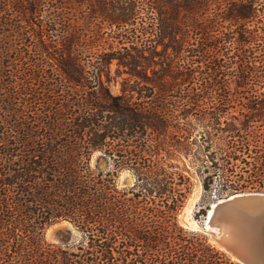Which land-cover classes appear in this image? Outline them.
Returning <instances> with one entry per match:
<instances>
[{
  "label": "trees",
  "instance_id": "obj_1",
  "mask_svg": "<svg viewBox=\"0 0 264 264\" xmlns=\"http://www.w3.org/2000/svg\"><path fill=\"white\" fill-rule=\"evenodd\" d=\"M108 2L143 26L94 58L68 0H0V264H238L178 216L195 174L264 190V0ZM115 58L135 77L118 95ZM60 220L83 239L48 243Z\"/></svg>",
  "mask_w": 264,
  "mask_h": 264
},
{
  "label": "rangeland",
  "instance_id": "obj_2",
  "mask_svg": "<svg viewBox=\"0 0 264 264\" xmlns=\"http://www.w3.org/2000/svg\"><path fill=\"white\" fill-rule=\"evenodd\" d=\"M108 1L109 0H68L71 21H73L75 27L82 30L84 34L83 39L85 41V50H87L89 56L91 55L94 58L100 54H115L116 56H119V54L126 53V47L128 48L133 46L131 44L136 45V43H138V38L136 37L138 34L137 29L142 28L143 26L141 23L132 24V22H129L128 24L122 22L111 23L108 17L110 15L114 16L116 13L113 12V8ZM148 16L147 21H150ZM148 25L145 23L144 27L147 28ZM150 28H152V26H150ZM135 31L137 34L134 33ZM144 36L150 38L152 33ZM152 37L156 38L155 36ZM161 48L162 46L160 45L159 49ZM146 55H150V51H147ZM128 70L127 67L119 64V59L117 58L112 60L110 67L104 63V72L102 73L104 87H109L110 92L114 95L120 94L124 85L123 83L126 79L128 81L127 84H130V86L133 84V81H135V77H131ZM93 73L96 74V71L94 70ZM92 163L93 165H99L101 168L105 169L109 165V158L105 156L102 151H96L93 155ZM117 181L119 187L123 188L131 186L134 183L135 178L129 170H122L119 172ZM215 187L211 192H206L203 188L200 176L195 174L193 190L184 207L179 212L178 218L180 223L186 228L201 231L209 237L212 243L218 246L210 235V232L213 231H208L202 227L210 206L213 202L220 199V196H217L218 193L216 194L215 192ZM248 191L264 192V190H245L242 192ZM234 193L235 192L226 193L221 196V198ZM191 200L193 201L191 208L192 211L187 215L185 213L186 206ZM187 220L192 224L198 223L200 228L193 229L192 227L186 226ZM83 236V232L69 220H60L51 224L45 230L46 241L61 246H72L77 244L83 239ZM218 247L222 249L220 246ZM231 258L238 264H241L235 258Z\"/></svg>",
  "mask_w": 264,
  "mask_h": 264
},
{
  "label": "water",
  "instance_id": "obj_3",
  "mask_svg": "<svg viewBox=\"0 0 264 264\" xmlns=\"http://www.w3.org/2000/svg\"><path fill=\"white\" fill-rule=\"evenodd\" d=\"M207 224L217 230L212 239L228 255L241 264H264V192H239L218 199L202 227Z\"/></svg>",
  "mask_w": 264,
  "mask_h": 264
},
{
  "label": "bare ground",
  "instance_id": "obj_4",
  "mask_svg": "<svg viewBox=\"0 0 264 264\" xmlns=\"http://www.w3.org/2000/svg\"><path fill=\"white\" fill-rule=\"evenodd\" d=\"M220 199H221V198H220ZM191 201H192V200H191ZM191 201H189L188 205L186 206L185 213H186L187 215H189L190 212L192 211L191 208H192V203H193V201H192V202H191ZM212 205L215 206V202H213ZM210 208H211V206H210ZM208 211H209V210H208ZM206 217H207V216H206ZM205 219H206V218H205ZM191 220H192V219H191ZM186 226L192 227L193 229H194V228H200V226L198 225V223L192 224V223L189 222V220H187V222H186ZM205 229L208 230V231L211 230V231H216V232H217V230H213L208 224H207V226L205 227ZM210 235H212V238H215V237H216L214 234H212V232H211Z\"/></svg>",
  "mask_w": 264,
  "mask_h": 264
}]
</instances>
